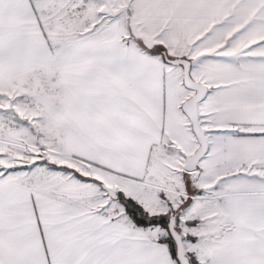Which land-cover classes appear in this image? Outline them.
<instances>
[{"label":"snow or ice","instance_id":"1","mask_svg":"<svg viewBox=\"0 0 264 264\" xmlns=\"http://www.w3.org/2000/svg\"><path fill=\"white\" fill-rule=\"evenodd\" d=\"M0 264H264V0H0Z\"/></svg>","mask_w":264,"mask_h":264}]
</instances>
